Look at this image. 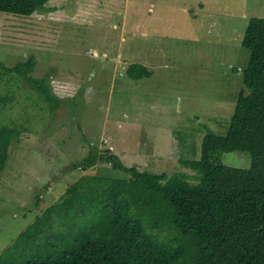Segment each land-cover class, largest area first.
<instances>
[{"label": "rangeland", "instance_id": "rangeland-1", "mask_svg": "<svg viewBox=\"0 0 264 264\" xmlns=\"http://www.w3.org/2000/svg\"><path fill=\"white\" fill-rule=\"evenodd\" d=\"M251 18H264V0H51L30 17L0 13V63L35 57L31 76L62 100L52 111L23 79L0 84V126L20 131L0 174V256L83 176L124 177L106 161L77 169L92 147L194 177L182 160L200 158L208 130L226 135L244 89ZM135 64L152 76L131 79ZM214 161L251 167L245 152Z\"/></svg>", "mask_w": 264, "mask_h": 264}, {"label": "trees", "instance_id": "trees-1", "mask_svg": "<svg viewBox=\"0 0 264 264\" xmlns=\"http://www.w3.org/2000/svg\"><path fill=\"white\" fill-rule=\"evenodd\" d=\"M50 2L0 0V13L30 17ZM241 45L249 52L244 89L226 135L208 130L200 158L182 160L194 177L140 171L92 147L77 169L106 161L124 177L83 176L0 256V264H264V18L249 20ZM36 62L32 56L13 67L0 63V84L23 79L56 111L62 100L50 80L31 76ZM127 74L135 81L152 76L138 64ZM19 137L18 128L0 126V174ZM233 152L248 153L251 167L214 161Z\"/></svg>", "mask_w": 264, "mask_h": 264}, {"label": "crops", "instance_id": "crops-1", "mask_svg": "<svg viewBox=\"0 0 264 264\" xmlns=\"http://www.w3.org/2000/svg\"><path fill=\"white\" fill-rule=\"evenodd\" d=\"M197 15H194V18H196Z\"/></svg>", "mask_w": 264, "mask_h": 264}, {"label": "built area", "instance_id": "built-area-1", "mask_svg": "<svg viewBox=\"0 0 264 264\" xmlns=\"http://www.w3.org/2000/svg\"><path fill=\"white\" fill-rule=\"evenodd\" d=\"M95 55V54H94Z\"/></svg>", "mask_w": 264, "mask_h": 264}]
</instances>
